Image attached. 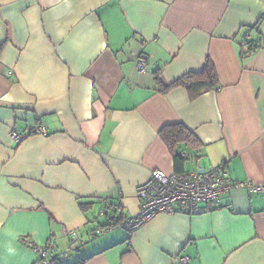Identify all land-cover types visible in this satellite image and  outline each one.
Masks as SVG:
<instances>
[{"label":"crops","instance_id":"obj_1","mask_svg":"<svg viewBox=\"0 0 264 264\" xmlns=\"http://www.w3.org/2000/svg\"><path fill=\"white\" fill-rule=\"evenodd\" d=\"M246 40L260 49L243 59ZM208 59L217 89L157 85ZM177 124L201 143L177 148L185 171L227 162L235 182L264 185V0H0V264L36 263L24 238L79 249L62 264H264V193L251 189L90 237L138 213L153 170L175 172L160 131Z\"/></svg>","mask_w":264,"mask_h":264},{"label":"built area","instance_id":"obj_2","mask_svg":"<svg viewBox=\"0 0 264 264\" xmlns=\"http://www.w3.org/2000/svg\"><path fill=\"white\" fill-rule=\"evenodd\" d=\"M249 36L247 35V38ZM249 53L257 51L256 45H250ZM140 73L147 72V58L140 56L136 61ZM30 132L46 134L45 125L40 124ZM11 139L20 143L26 138V134H21L15 130L11 132ZM235 188L251 189L257 193H264L263 184L235 182L232 179L227 162L216 167L197 168L183 173H166L163 170H153L147 181L137 187L139 198V211L133 216L124 217L118 224L97 228L90 232V237L95 239L99 235L123 228L130 232H135L145 224L152 221L158 215L175 214L180 206L188 207L192 212H201L199 205H212L216 203L224 194H228ZM118 207L110 200H103L101 216H111ZM71 242L80 247L83 242L79 239L75 231L66 232ZM22 243L38 253L35 264H62L63 258H70L71 253L80 255L79 249H73L72 245L62 254L56 252L54 242L47 246H36L33 241L24 238ZM189 257L178 259L179 264H189Z\"/></svg>","mask_w":264,"mask_h":264},{"label":"trees","instance_id":"obj_3","mask_svg":"<svg viewBox=\"0 0 264 264\" xmlns=\"http://www.w3.org/2000/svg\"><path fill=\"white\" fill-rule=\"evenodd\" d=\"M249 32H251V29H249ZM251 44H255L257 50L260 49L259 42H254V41H249V40L244 41L243 45L248 46V49L245 53L242 54L243 59L246 58V56L248 55L249 50H250L249 47ZM155 79H156L157 85H159L161 91L163 92H167L171 88H175V87H184L190 92V94L193 97L201 95L204 92L217 89L219 87V79H218L216 69L213 63L209 59L207 60L205 64V68L203 69L202 72L188 73L169 86H164L161 83L159 73L156 74ZM160 136L163 139V141L167 144L170 151L172 152L174 163H175V172L176 173L185 172V166L188 160L184 155H181L178 152L177 148L180 145H186L189 148L197 150L201 147V143L199 139L195 136V134L191 130H189L183 124L170 125V126L164 127L160 131ZM115 213L113 214L114 216H115ZM122 219L123 218H119L117 220L113 218L112 220L110 218L111 221H109L104 226L116 225Z\"/></svg>","mask_w":264,"mask_h":264},{"label":"rangeland","instance_id":"obj_4","mask_svg":"<svg viewBox=\"0 0 264 264\" xmlns=\"http://www.w3.org/2000/svg\"><path fill=\"white\" fill-rule=\"evenodd\" d=\"M99 219H100V220H102V219L105 220L106 218H104V217H99Z\"/></svg>","mask_w":264,"mask_h":264}]
</instances>
